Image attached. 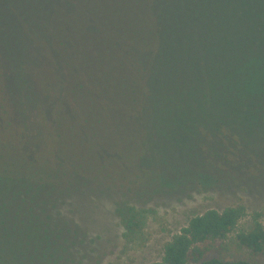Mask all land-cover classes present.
<instances>
[{"label": "trees", "instance_id": "obj_1", "mask_svg": "<svg viewBox=\"0 0 264 264\" xmlns=\"http://www.w3.org/2000/svg\"><path fill=\"white\" fill-rule=\"evenodd\" d=\"M139 163L264 178V0H0V264H75L86 188ZM151 214L117 210L127 244ZM246 217L196 215L149 264H264Z\"/></svg>", "mask_w": 264, "mask_h": 264}, {"label": "rangeland", "instance_id": "obj_2", "mask_svg": "<svg viewBox=\"0 0 264 264\" xmlns=\"http://www.w3.org/2000/svg\"><path fill=\"white\" fill-rule=\"evenodd\" d=\"M140 163L135 167L136 176L130 173L123 175V181H109L113 185L109 188L96 185L86 188L88 198H82L89 206L88 215L84 217L75 211L70 226L71 232L78 231L70 244L75 264H149L160 260L165 243L190 218L209 209L221 211L242 205L247 214L243 223L249 222L255 212L264 213L262 177L250 179L214 169L203 172L197 182L168 186L161 179L153 180L155 175L147 170L150 166ZM76 200L79 202L78 197ZM125 205L152 210L139 246L122 239L117 210Z\"/></svg>", "mask_w": 264, "mask_h": 264}]
</instances>
